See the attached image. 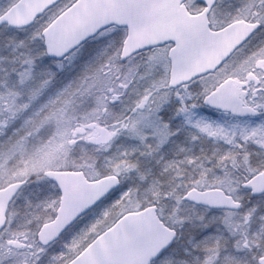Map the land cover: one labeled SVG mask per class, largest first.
Listing matches in <instances>:
<instances>
[{
	"label": "snow or ice",
	"instance_id": "snow-or-ice-1",
	"mask_svg": "<svg viewBox=\"0 0 264 264\" xmlns=\"http://www.w3.org/2000/svg\"><path fill=\"white\" fill-rule=\"evenodd\" d=\"M0 264H264V0H0Z\"/></svg>",
	"mask_w": 264,
	"mask_h": 264
}]
</instances>
